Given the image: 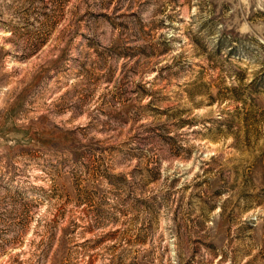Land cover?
<instances>
[{
  "label": "rangeland",
  "instance_id": "obj_1",
  "mask_svg": "<svg viewBox=\"0 0 264 264\" xmlns=\"http://www.w3.org/2000/svg\"><path fill=\"white\" fill-rule=\"evenodd\" d=\"M0 264H264V0H0Z\"/></svg>",
  "mask_w": 264,
  "mask_h": 264
}]
</instances>
